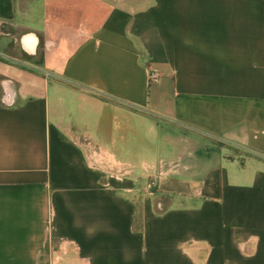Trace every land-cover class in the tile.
Masks as SVG:
<instances>
[{
    "label": "crops",
    "instance_id": "1",
    "mask_svg": "<svg viewBox=\"0 0 264 264\" xmlns=\"http://www.w3.org/2000/svg\"><path fill=\"white\" fill-rule=\"evenodd\" d=\"M0 264H264V0H0Z\"/></svg>",
    "mask_w": 264,
    "mask_h": 264
},
{
    "label": "built area",
    "instance_id": "2",
    "mask_svg": "<svg viewBox=\"0 0 264 264\" xmlns=\"http://www.w3.org/2000/svg\"><path fill=\"white\" fill-rule=\"evenodd\" d=\"M149 79L150 81H155L157 79V74L155 72H150L149 74ZM126 173V168H124L121 172L119 177H121L122 175H124ZM156 180L155 178H152L149 182V187H152L155 184Z\"/></svg>",
    "mask_w": 264,
    "mask_h": 264
},
{
    "label": "rangeland",
    "instance_id": "3",
    "mask_svg": "<svg viewBox=\"0 0 264 264\" xmlns=\"http://www.w3.org/2000/svg\"><path fill=\"white\" fill-rule=\"evenodd\" d=\"M243 249H247V245H245V246L243 247Z\"/></svg>",
    "mask_w": 264,
    "mask_h": 264
}]
</instances>
